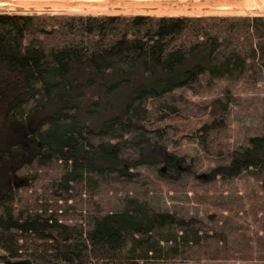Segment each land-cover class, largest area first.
Returning <instances> with one entry per match:
<instances>
[{
  "label": "trees",
  "instance_id": "obj_1",
  "mask_svg": "<svg viewBox=\"0 0 264 264\" xmlns=\"http://www.w3.org/2000/svg\"><path fill=\"white\" fill-rule=\"evenodd\" d=\"M263 84L264 16L0 14L8 122L0 163L17 157L12 179L27 181L0 184V264L200 263L226 254L213 215L160 206L142 182L145 170L162 182L191 175L201 160L173 145L174 117L204 119L194 138L212 157L206 180L247 188L238 213L258 230L248 251L264 259V130L229 148L215 116ZM72 189L84 193V226L59 221L55 200Z\"/></svg>",
  "mask_w": 264,
  "mask_h": 264
},
{
  "label": "rangeland",
  "instance_id": "obj_2",
  "mask_svg": "<svg viewBox=\"0 0 264 264\" xmlns=\"http://www.w3.org/2000/svg\"><path fill=\"white\" fill-rule=\"evenodd\" d=\"M1 2H6V4L0 6V14L147 15L155 17L264 16L246 9L231 13H201L210 5L207 3L197 4L192 0H3ZM243 96L244 99H241L242 101L238 102V105L228 108L227 114L222 115L219 112L215 114L219 119L224 120L225 128L221 138L228 143L229 148L238 147V144L249 134V131L254 133L264 130V84L258 85L254 90L246 89ZM1 116L3 115L0 109V140L3 131L8 128V122ZM168 121L169 126L174 130L172 137L175 141L173 145L180 146L188 154V157L192 155L199 157L201 160L192 164L193 166H189L193 171L191 175L180 174L182 176L180 179L162 182L159 181L161 177L156 170H152L151 173L145 170L142 182H145L148 192L154 196V200L160 206H165L170 210L189 216L207 217L213 215L218 223L210 222V226L223 231L227 240L224 246L226 254H223L219 259L203 260L200 263L189 261L177 264H264V259H258L255 252L251 254L248 251L249 248L256 247V233L258 232L256 225L249 220H245L243 217L245 213H238V194L246 192L247 188L238 187V180H235L226 187L219 189V182L213 185L212 182L206 180L212 166V157L204 155L194 138V136H197L195 133L197 128L203 123L204 119L174 117V119H168ZM10 138L6 139V144L8 141V144L12 141ZM7 158L10 160L8 164L0 163L1 186L11 184L12 187L16 188L25 184L26 179L16 180L15 183V180L12 179L13 167L19 162L17 157L15 158L10 154V157ZM189 163H191V160L187 158L185 165ZM185 165L181 167L184 168ZM145 176H148V182L145 181ZM42 182L40 177L38 184ZM38 186L36 185V188ZM253 187L258 191L255 185ZM32 190L34 189L31 185L27 191L32 193ZM37 191L42 194L40 186ZM19 192H21V189ZM70 193L72 196L67 199L55 200L60 205L58 207L59 221L70 225L81 224L84 226L81 215L84 213L85 208L83 204L84 193L75 189H72ZM53 201V199L46 201L40 199L36 202L39 204L46 202L49 205L53 204ZM248 210L249 206L244 205L243 211ZM89 264L104 263L90 262Z\"/></svg>",
  "mask_w": 264,
  "mask_h": 264
},
{
  "label": "bare ground",
  "instance_id": "obj_3",
  "mask_svg": "<svg viewBox=\"0 0 264 264\" xmlns=\"http://www.w3.org/2000/svg\"><path fill=\"white\" fill-rule=\"evenodd\" d=\"M0 6L6 4L1 2ZM194 3L201 4L207 3L206 10H202L201 13H231L236 11H242L243 9L254 11L257 14L264 15V0H192ZM212 4V5H211Z\"/></svg>",
  "mask_w": 264,
  "mask_h": 264
},
{
  "label": "water",
  "instance_id": "obj_4",
  "mask_svg": "<svg viewBox=\"0 0 264 264\" xmlns=\"http://www.w3.org/2000/svg\"><path fill=\"white\" fill-rule=\"evenodd\" d=\"M20 262L23 263V264H30V261H28V260H21Z\"/></svg>",
  "mask_w": 264,
  "mask_h": 264
}]
</instances>
